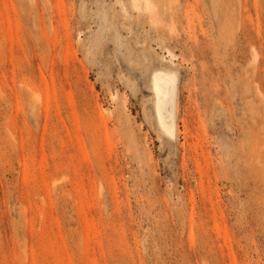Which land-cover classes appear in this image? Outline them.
Masks as SVG:
<instances>
[{"label": "rangeland", "instance_id": "1", "mask_svg": "<svg viewBox=\"0 0 264 264\" xmlns=\"http://www.w3.org/2000/svg\"><path fill=\"white\" fill-rule=\"evenodd\" d=\"M0 264H264V0H0Z\"/></svg>", "mask_w": 264, "mask_h": 264}, {"label": "bare ground", "instance_id": "2", "mask_svg": "<svg viewBox=\"0 0 264 264\" xmlns=\"http://www.w3.org/2000/svg\"><path fill=\"white\" fill-rule=\"evenodd\" d=\"M154 114L157 126L168 136L176 131L177 88L172 72L156 71L152 77Z\"/></svg>", "mask_w": 264, "mask_h": 264}]
</instances>
